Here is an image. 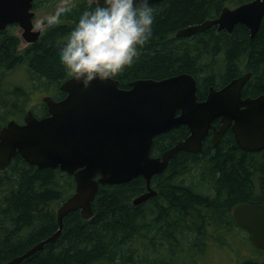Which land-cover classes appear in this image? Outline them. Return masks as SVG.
<instances>
[{
	"label": "trees",
	"instance_id": "trees-1",
	"mask_svg": "<svg viewBox=\"0 0 264 264\" xmlns=\"http://www.w3.org/2000/svg\"><path fill=\"white\" fill-rule=\"evenodd\" d=\"M56 1L32 0V10L38 12ZM248 1L149 3L154 15L152 37L135 63L114 77L118 86L126 88L135 79L188 73L196 80L198 100H203L210 87L220 88L249 72L242 97L264 94V14L252 37L240 23L229 33L213 25L189 36L175 35L180 28L216 17L224 6ZM71 3L72 11L58 25L45 27L36 41L22 47L15 24L0 30V128L10 119L21 122L27 109L36 116L46 114L43 102L28 108L31 92L54 99L64 95L59 86L70 76L60 62L59 48L80 14L97 5L87 0ZM21 67L26 85L9 78ZM213 125L218 127V119ZM187 134V127L178 125L156 135L150 154L159 156ZM209 135L199 152L179 151L161 173L151 177L150 187L156 194L142 203L131 202L146 191L141 176L99 184L90 218L84 219L79 210L68 212L58 237L17 264H194L189 251L193 245L199 241L203 252L209 243L228 245L225 237L231 233L248 253L235 264H264V251L252 245L232 217L239 203L264 204V149H240L229 128L215 144ZM73 191L72 175L58 168H38L15 155L0 170V264L54 233L56 208Z\"/></svg>",
	"mask_w": 264,
	"mask_h": 264
},
{
	"label": "water",
	"instance_id": "water-1",
	"mask_svg": "<svg viewBox=\"0 0 264 264\" xmlns=\"http://www.w3.org/2000/svg\"><path fill=\"white\" fill-rule=\"evenodd\" d=\"M31 7L32 0H0V30L16 24L23 41H36L40 31L33 29ZM263 14L264 0L224 6L216 17L180 28L175 35L189 36L213 25L229 33L240 23L252 37ZM249 76L246 72L218 89L210 87L203 100L197 99L196 80L188 73L158 80L135 79L128 88H120L112 78L94 80L84 89L69 77L59 86L65 94L62 98L42 97L46 115L36 117L28 110L21 123L8 121L0 128V170L18 154L30 165L58 168L72 175L75 188L56 208V231L4 264H17L44 243L53 242L68 212L79 210L84 219L90 218L99 184L141 176L146 191L133 198L132 204L153 196L151 176L162 172L179 151L199 152L210 129L212 144L229 128L240 149H264V94L241 96ZM215 119L220 123L217 129L212 125ZM178 125L187 127V136L159 156H151L153 138ZM232 215L249 233L253 245L264 251V205L241 203Z\"/></svg>",
	"mask_w": 264,
	"mask_h": 264
},
{
	"label": "clouds",
	"instance_id": "clouds-1",
	"mask_svg": "<svg viewBox=\"0 0 264 264\" xmlns=\"http://www.w3.org/2000/svg\"><path fill=\"white\" fill-rule=\"evenodd\" d=\"M73 7L71 0H61L41 23L58 25ZM153 23L148 0H97L80 14L59 48L60 62L84 89L94 80H110L135 63L152 37Z\"/></svg>",
	"mask_w": 264,
	"mask_h": 264
},
{
	"label": "rangeland",
	"instance_id": "rangeland-1",
	"mask_svg": "<svg viewBox=\"0 0 264 264\" xmlns=\"http://www.w3.org/2000/svg\"><path fill=\"white\" fill-rule=\"evenodd\" d=\"M78 1V0H71V2ZM87 1H95V0H87ZM61 3V0H57L53 4L45 6L42 10L36 12L34 11V16H33V29H44L45 27L49 26L46 24L41 23L44 18L47 16L52 15L57 6ZM16 32L20 34L19 28L16 29ZM25 45V42L21 41V47ZM10 81L13 83H19L21 85H26V75L24 72V68H18L14 72L10 73L9 75ZM55 91H53L54 93ZM43 92L40 91H33L29 94L28 96V101L27 105L28 108H37L42 104V96ZM256 182V188L259 186V182ZM256 188L254 189L256 191ZM225 239L228 241V245H222L220 246L217 242L216 243H209L205 247V252L200 250L201 245H193L192 249L189 251L191 252L190 254L192 255V258H194V262H196L197 258V263L198 264H235L237 260L242 255H248L245 251L244 246H239L238 242L235 240V236H232V233L230 236H226ZM248 252V251H247ZM243 253V254H242ZM199 254V256L197 255ZM249 254H252V252H249ZM139 264V263H137Z\"/></svg>",
	"mask_w": 264,
	"mask_h": 264
},
{
	"label": "flooded vegetation",
	"instance_id": "flooded-vegetation-1",
	"mask_svg": "<svg viewBox=\"0 0 264 264\" xmlns=\"http://www.w3.org/2000/svg\"><path fill=\"white\" fill-rule=\"evenodd\" d=\"M167 167V166H166ZM146 187V186H145ZM152 190H154L155 192H156V190L155 189H153V188H151ZM198 256H199V254H197ZM194 264H198L197 263V258H196V262L194 263Z\"/></svg>",
	"mask_w": 264,
	"mask_h": 264
},
{
	"label": "bare ground",
	"instance_id": "bare-ground-1",
	"mask_svg": "<svg viewBox=\"0 0 264 264\" xmlns=\"http://www.w3.org/2000/svg\"><path fill=\"white\" fill-rule=\"evenodd\" d=\"M238 77V76H237ZM24 253V252H23ZM12 259V258H11ZM9 261V260H8ZM7 262V261H6ZM4 264V263H3Z\"/></svg>",
	"mask_w": 264,
	"mask_h": 264
}]
</instances>
